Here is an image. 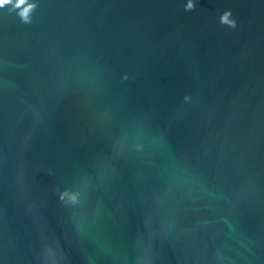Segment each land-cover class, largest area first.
Returning a JSON list of instances; mask_svg holds the SVG:
<instances>
[{
	"label": "water",
	"instance_id": "95a60500",
	"mask_svg": "<svg viewBox=\"0 0 264 264\" xmlns=\"http://www.w3.org/2000/svg\"><path fill=\"white\" fill-rule=\"evenodd\" d=\"M0 264H264V0H3Z\"/></svg>",
	"mask_w": 264,
	"mask_h": 264
},
{
	"label": "clouds",
	"instance_id": "9594fccd",
	"mask_svg": "<svg viewBox=\"0 0 264 264\" xmlns=\"http://www.w3.org/2000/svg\"><path fill=\"white\" fill-rule=\"evenodd\" d=\"M0 3H3V0H0Z\"/></svg>",
	"mask_w": 264,
	"mask_h": 264
}]
</instances>
